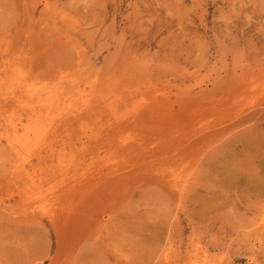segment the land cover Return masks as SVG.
Returning <instances> with one entry per match:
<instances>
[{
	"label": "rangeland",
	"instance_id": "1",
	"mask_svg": "<svg viewBox=\"0 0 264 264\" xmlns=\"http://www.w3.org/2000/svg\"><path fill=\"white\" fill-rule=\"evenodd\" d=\"M0 264H264V0H0Z\"/></svg>",
	"mask_w": 264,
	"mask_h": 264
}]
</instances>
